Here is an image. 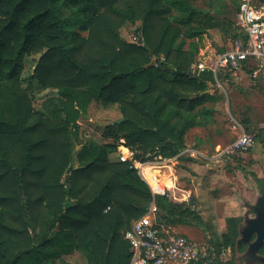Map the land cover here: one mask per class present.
I'll return each mask as SVG.
<instances>
[{"label": "trees", "instance_id": "1", "mask_svg": "<svg viewBox=\"0 0 264 264\" xmlns=\"http://www.w3.org/2000/svg\"><path fill=\"white\" fill-rule=\"evenodd\" d=\"M196 1L0 0V264H69L74 252L86 264L128 263L123 233L153 197L130 162L112 160L116 142L123 138L143 163L172 159L189 130L216 124L214 106L225 100L207 92L211 72L189 75L194 40L217 25ZM126 24H138L135 43L120 35ZM152 58L156 66L146 67ZM29 59L37 62L25 76ZM217 80L237 89L229 75ZM92 102L115 105L122 120L106 127L112 143L84 144L73 160L77 123ZM154 200L159 222L194 225L190 203ZM238 222L229 218L218 249L234 254Z\"/></svg>", "mask_w": 264, "mask_h": 264}, {"label": "rangeland", "instance_id": "2", "mask_svg": "<svg viewBox=\"0 0 264 264\" xmlns=\"http://www.w3.org/2000/svg\"><path fill=\"white\" fill-rule=\"evenodd\" d=\"M222 1L216 2L220 3L217 4L218 7L228 5L224 0ZM197 6L209 9L205 0H201ZM232 9L234 10L233 6ZM70 13L71 9L66 12V15ZM137 26L138 24L123 26L120 29L121 37L128 43H135L133 38L138 36L135 31ZM76 30L82 36L86 35L78 27ZM230 33L236 34L237 30L233 28L232 31L229 30ZM230 41L228 38L223 41H214L213 48L221 51L229 47ZM36 62L33 59L25 61V76L33 71ZM255 70V68H243L246 75H242V78L246 82L244 81V85L241 86L240 79H232L233 85L238 90L225 87L226 96L222 90V86L225 85H208L207 92L222 93L225 98L214 106L217 112L216 124L206 131L192 130L186 137V143L192 146L196 144L195 138L199 135L202 136L204 141L199 149L207 156H211L214 155L216 145L225 147L240 135L239 131L232 129L231 121H235L243 132L253 139V146L248 151L221 156L219 161L210 165L212 168L210 170L202 160H199L204 168L198 174L193 171L189 163L190 159L185 155L178 160L171 159L172 162L161 161L162 163L156 166L159 170L158 176L160 169L163 168L162 180H160L163 186L170 188L172 184L168 179L170 175L174 180V188L166 190L160 196H165L174 204L190 203L191 209L197 217V219L194 218L196 220L193 221V226H171L176 235L187 236L202 245L218 248L222 241V234L227 230L229 218L239 220L234 254L230 248H224L225 252L224 255H221L220 264L225 262L264 264V261L260 259L264 256L254 252L253 244L257 235L251 230L253 222L257 226L259 225L257 221H259L260 215L256 212L259 201L264 205V74L260 72L256 78H253L252 73ZM36 98L34 104L39 107L44 97L37 95ZM118 119H120V113L115 105L102 106L92 102L86 115L77 123L79 130L78 139L73 149V160H76V156L84 144L112 143L111 139H105L103 136L106 133V127L116 124ZM115 156L117 154L112 156V160L115 159ZM158 186L162 188L160 185ZM241 246H243V250L239 251ZM64 259L69 264H86L85 259L75 252Z\"/></svg>", "mask_w": 264, "mask_h": 264}, {"label": "built area", "instance_id": "3", "mask_svg": "<svg viewBox=\"0 0 264 264\" xmlns=\"http://www.w3.org/2000/svg\"><path fill=\"white\" fill-rule=\"evenodd\" d=\"M224 1L228 4L237 3L234 26L239 32V37L231 40L230 47L223 51H217L210 46L201 48L189 71L192 78H197L205 71L211 72L217 86H220L217 76L229 75L232 79H237L249 63L256 66V70L252 73L253 78H256L258 71L264 69V3L261 0ZM133 41L136 42V38H133ZM161 61L164 59L162 58ZM231 122L232 129L239 131L240 135L227 146L218 147L219 156L246 152L253 146L252 137L246 135L235 121ZM133 158L134 153L127 147L124 139L120 138L117 142V159L123 163H131V167L137 170L153 197L146 212L134 220L129 229L123 233V240L129 246L127 264H219L221 255L225 252L223 248L202 245L187 236L176 235L171 226L158 220L154 198L160 194L156 193L148 180L143 177V166L159 165L161 161H171V159L167 160L159 156L154 158V162L143 163ZM171 180L174 184V180Z\"/></svg>", "mask_w": 264, "mask_h": 264}, {"label": "crops", "instance_id": "4", "mask_svg": "<svg viewBox=\"0 0 264 264\" xmlns=\"http://www.w3.org/2000/svg\"><path fill=\"white\" fill-rule=\"evenodd\" d=\"M200 1L201 0H197L196 1V5H199L200 4ZM206 1V5H207V7L209 8V9H204V8H201L203 11H205V12H208V13H210L211 15H214L215 17H216V22H217V25L214 27V28H212V29H209L208 31H207V33L205 34V35H203L201 38H199V39H195L194 40V42H197L198 43V51L201 49V48H206V47H208V46H210L212 49H214L213 48V42L215 41V42H218V41H223L224 39H226V38H228V40L230 41V38H229V34H228V29L223 25V23H225L226 22V20H229V21H231V22H234V11L232 10V6L230 5V4H228L226 7H227V9H229L228 11H227V13L225 12V14L223 13L224 12V10H223V12H222V10H219V12H217V9L219 8V7H217V6H209L208 5V2L210 1V0H205ZM199 7V6H198ZM200 8V7H199ZM225 21V22H224ZM230 43H231V41H230ZM222 47V46H221ZM229 47H230V44H229ZM229 47H226V48H224V49H228ZM223 49V50H224ZM263 73L264 74V69H262V70H260V71H258V73ZM243 73V74H242ZM241 74H239V77H238V79H240V82H242L241 83V86H243L244 84V81L246 82V80H244V78H242V75L244 76V75H246L244 72H242ZM234 81H236V80H234ZM220 84V83H219ZM210 85V84H209ZM217 85V84H216ZM221 85V84H220ZM222 90H223V92H224V94H225V96H226V90H225V88L222 86ZM235 90H238V88L237 89H235ZM213 92H210V94H212ZM118 120H121V118L120 119H118ZM192 130H205V129H203V128H193V129H191V130H189L188 131V133L190 132V131H192ZM206 131V130H205ZM188 133L186 134V136H185V144H186V146H185V150L184 151H182L181 153H179L177 156H176V158H175V160H178V159H181V157L182 156H188L189 157V159H190V161H189V163H190V165H191V167H192V169H193V171H195L197 174L198 173H200L201 171H202V169L204 168V166H202L203 164H205V166L206 167H208V169L210 170V169H212V168H210L211 166L210 165H212V164H215V162H217V161H219V158H221V156H219L218 154H217V148L218 147H221L220 145H216L215 147H214V155H211V156H207L206 154H204L203 152H201L200 151V149H199V146H197V141H198V139L200 138V139H202L203 140V137L202 136H197L196 138H195V142H196V144H194V145H192V146H189L187 143H186V137H187V135H188ZM194 153V154H193ZM116 158V157H115ZM199 160H202L203 161V164L199 161ZM165 172V171H164ZM171 182H172V184H173V181L171 180V179H169ZM174 185V184H173Z\"/></svg>", "mask_w": 264, "mask_h": 264}, {"label": "water", "instance_id": "5", "mask_svg": "<svg viewBox=\"0 0 264 264\" xmlns=\"http://www.w3.org/2000/svg\"><path fill=\"white\" fill-rule=\"evenodd\" d=\"M142 40H138V44H141ZM156 66V59L152 58L150 63L146 67H155ZM121 120H119L117 123H119ZM256 212H258L259 216V221L258 226L253 222L251 224V230L256 233L257 239L255 243L253 244V249L254 252L257 254V250L261 247L262 244H264V205L263 202L259 201L258 207L256 209ZM261 260L264 261V257H260Z\"/></svg>", "mask_w": 264, "mask_h": 264}, {"label": "bare ground", "instance_id": "6", "mask_svg": "<svg viewBox=\"0 0 264 264\" xmlns=\"http://www.w3.org/2000/svg\"><path fill=\"white\" fill-rule=\"evenodd\" d=\"M165 162H170V161H165ZM156 166H158V165H156V164H148V165L143 166L142 175H143L144 178H146L148 180V182L151 185L152 189L156 193L162 195L163 192H165V190H170L171 188H173V185L171 184L172 186L170 185V188H168L167 186H163L162 185L160 180H162L161 179V174L163 173V168L160 169V173H159V176H158L159 170L157 169ZM168 179H170V178H168ZM158 185H160L162 188H159ZM158 191H160V192H158Z\"/></svg>", "mask_w": 264, "mask_h": 264}]
</instances>
